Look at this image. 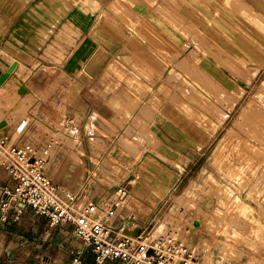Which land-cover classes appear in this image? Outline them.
I'll return each instance as SVG.
<instances>
[{
	"label": "rangeland",
	"instance_id": "rangeland-1",
	"mask_svg": "<svg viewBox=\"0 0 264 264\" xmlns=\"http://www.w3.org/2000/svg\"><path fill=\"white\" fill-rule=\"evenodd\" d=\"M19 3L0 0V11ZM99 14L94 28L109 34L97 41L114 51L110 90L134 99L122 103L124 117L89 116L79 129L65 115H38V101L19 94L25 84L16 73L0 97V125L30 123L24 142L40 146L45 174L84 191L85 201L110 200L114 224L128 235L173 232L203 264H264V0H104ZM41 71L58 85L73 81L51 66ZM242 146L258 154L249 150L247 159Z\"/></svg>",
	"mask_w": 264,
	"mask_h": 264
},
{
	"label": "crops",
	"instance_id": "crops-1",
	"mask_svg": "<svg viewBox=\"0 0 264 264\" xmlns=\"http://www.w3.org/2000/svg\"><path fill=\"white\" fill-rule=\"evenodd\" d=\"M19 1L18 10L0 11V71L7 72L17 63L14 73L0 84V97L6 95V86L19 73L23 77L20 84H25L19 94L38 101V107L35 106L38 115L56 119L65 115L79 129L89 116L95 115L103 121L124 117L122 110L126 107L122 103L134 100L133 96L128 99L119 88L117 93L115 88L110 90L109 71L114 51L105 41H97L101 37L108 38L109 33L94 28L104 0ZM119 51L118 56L125 52L124 49ZM46 65L70 75L73 81L70 84L61 81L58 85L55 79H40L41 67ZM80 73L88 74L86 81L75 80ZM50 88L56 90L43 103V94ZM48 106L53 107L50 112ZM20 123L12 129L1 124L0 132L20 144L39 148L30 139L24 142L31 124ZM17 133L22 134L20 139L14 138ZM162 144L167 146L169 142ZM13 188V182L0 169V191ZM10 215L8 223L0 222V264H70L76 251L85 254L87 264H94L93 255L85 253V246L74 235L72 226H51L31 209H25L19 216L13 212Z\"/></svg>",
	"mask_w": 264,
	"mask_h": 264
},
{
	"label": "built area",
	"instance_id": "built-area-1",
	"mask_svg": "<svg viewBox=\"0 0 264 264\" xmlns=\"http://www.w3.org/2000/svg\"><path fill=\"white\" fill-rule=\"evenodd\" d=\"M25 123L20 126L24 129ZM44 161L31 144H20L0 132V169L14 184L0 191V222L31 209L51 226L70 225L94 257V264H203L195 248L173 232L146 237L125 233L114 224V206L102 199L85 201L84 191H67L44 172ZM16 221V219H14ZM70 264H87L85 254L73 253Z\"/></svg>",
	"mask_w": 264,
	"mask_h": 264
},
{
	"label": "bare ground",
	"instance_id": "bare-ground-1",
	"mask_svg": "<svg viewBox=\"0 0 264 264\" xmlns=\"http://www.w3.org/2000/svg\"><path fill=\"white\" fill-rule=\"evenodd\" d=\"M13 73H14V71H13L12 73H10V74H13ZM263 87H264V86H263ZM261 90H262V89H261ZM261 90H260V91H261ZM263 92H264V90H263ZM261 94H262V93H261ZM255 99H256V97H255ZM250 102H251V101H250ZM250 102H249V103H250ZM256 102H257V101H256ZM261 102H262V100H261ZM249 103H248V104H249ZM253 103H254V102H253ZM253 103H252V104H253ZM257 104H258V103H257ZM260 105H261V104H260ZM262 105H263V104H262ZM250 106H251V104H250ZM253 107H254V105H253ZM261 108H263V106H262ZM243 109H244V108H243ZM255 109H256V108L251 109V110H254V112H255ZM247 111H248V110H247ZM247 111H246V112H247ZM258 111H259V110H258ZM260 111H261V110H260ZM260 111H259V113H260ZM262 111H263V110H262ZM262 111H261V113H262ZM256 112H257V111H256ZM263 112H264V111H263ZM252 113H253V112H252ZM246 114H247V113H246ZM246 114H244V115H246ZM250 114H251V113H250ZM253 114L255 115V113H253ZM257 114H258V112H257ZM258 115H259V114H258ZM258 115H257V117H259ZM260 116H261V115H260ZM224 117H225V116H224ZM245 117H246V116H245ZM248 117H249V115H248ZM250 117H251V116H250ZM252 117H253V116H252ZM254 117H255V116H254ZM260 118H261V117H260ZM243 119L246 120V118H244V117H243ZM261 119H262V118H261ZM247 120H248V119H247ZM249 120L251 121V118H250ZM249 120H248V121H249ZM252 120H253V118H252ZM259 120H260V119H259ZM263 120H264V119H263ZM243 121H244V120H243ZM254 121H256V118H254ZM244 122H245V121H244ZM244 122H243V125L246 124V123L249 124L248 122H246V123H244ZM251 122H252V121H251ZM257 122H258V121H257ZM247 124H246V125H247ZM257 124H258V123H257ZM260 124H261V123H260ZM251 125H252V124H251ZM251 125H250V126H251ZM215 126H216V125H215ZM247 126H248V125H247ZM238 127H239V125H238ZM248 127H249V126H248ZM260 127H264V126L261 125ZM246 128H247V127H246ZM249 128H250V127H249ZM251 128H254L253 125L251 126ZM238 129H241V125H240V128H238ZM254 129H255V128H254ZM241 130H242V129H241ZM247 130H248V129H247ZM252 130H253V129H252ZM258 130H259V129H258ZM239 131H240V130H239ZM256 131H257V130H256ZM256 131H255V132H256ZM250 132H251V131H250ZM260 132H261V131H260ZM260 132H259V133H260ZM242 133H243V132H242ZM244 133H245V132H244ZM252 133H253V132H251V134H252ZM230 134H231V133H230ZM247 134H248V133H247ZM247 134H246V136H247ZM256 134H257V133H255V135L252 134V135H253V138H254V136L256 137ZM233 135H235V134H233ZM237 135H238V138H240V137H239L240 134H237ZM257 135H258V134H257ZM260 135H261V134H260ZM263 135H264V134H262L261 136H263ZM230 136H232V135H230ZM230 136H229V138H230ZM241 136H242V135H241ZM243 136H244V135H243ZM235 137H236V136H235ZM248 137H249V136H248ZM232 138H233V136H232ZM232 138H231V139H232ZM250 138H251V137H250ZM257 138H258V139H257ZM261 138H262V137H261ZM240 139H241V138H240ZM254 139H255V138H254ZM242 140H244V139H242ZM251 140H252V139H251ZM256 140H260L259 137H256ZM228 141H229V140H228ZM228 141H227V142H228ZM230 141H231V140H230ZM233 141H234V143H235L237 140H236V141L233 140ZM233 141H232V142H233ZM240 141H241V140H239L238 142L240 143ZM248 141H249V140H248ZM260 141H261V140H260ZM260 141H258V142L260 143ZM262 141L264 142L263 139H262ZM245 142H246V141H245ZM245 142H244V143H245ZM256 142H257V141H255V144H256ZM263 142H261V143H263ZM225 143H226V142H225ZM244 143H243V144H244ZM248 143H249V142H248ZM223 144H224V143H223ZM231 144H232V143H231ZM245 144H246V143H245ZM257 144H258V143H257ZM226 145H227V143H226ZM226 145H223L224 149L221 150V151H224V150H225ZM233 145H234V144H233ZM249 145H250V144H249ZM227 146H228V145H227ZM231 146H232V145H231ZM244 146H248V145H244ZM253 146H254V145H253ZM257 146H258V145H257ZM257 146H256V147H257ZM259 146H260V145H259ZM263 146H264V145H263ZM229 147H230V146H229ZM232 147H234V146H232ZM242 147H243V146H242ZM226 148H227V147H226ZM235 148H236V147H235ZM239 148H240V147H239ZM246 148H247V147H246ZM248 148H249V147H248ZM251 148H252V147H251ZM251 148H249V150H251ZM260 148H261V147H260ZM241 149H242V148H241ZM243 149H244V147H243ZM245 150H247V149H244V152H245ZM249 150H248V153L250 152ZM233 151H234V150H233ZM236 151H238V148L236 149ZM263 151H264V150H263ZM227 152H228V151H227ZM252 152H253V149L251 150V153H252ZM256 152H257V153H256ZM261 152H262V151H261ZM261 152H259V153H261ZM223 153H224V152H223ZM228 153H229V152H228ZM245 153H247V152H245ZM248 153L246 154V157H245V158H247V159H249V157H251V155H254V153H256V155H257V154H258V151H257V149H256V151L253 152V154H251L250 156H249L250 153H249V154H248ZM220 154H221V153H220ZM220 154H219V155H220ZM226 154H227V153H226ZM232 154H233V153H232ZM148 155L153 156L155 159L159 160L160 162H162L163 164H165V165L168 167V165L165 163V161L162 160L158 155H155V154L151 153L150 151H149ZM240 155H241V153L239 154V156H240ZM222 156H223V155H222ZM226 156H227V155H225V157H226ZM235 156L238 157V155H235ZM248 156H249V157H248ZM261 156H263L262 153H261ZM233 157H234V155H233ZM237 157H236V158H237ZM259 157H260V156L258 155V156L256 157V159L258 160ZM234 158H235V157H234ZM236 158L233 160V162H235ZM253 158H254V157H253ZM261 158H262V157H261ZM227 159H228V158H227ZM231 159H232V158H231ZM237 159H238V158H237ZM263 159H264V158H262V160H260L261 163H262ZM222 160H224V159H222ZM242 160H243V158L241 159V161H242ZM244 160H245V159H244ZM237 161H238V160H237ZM251 161H252V160H251ZM260 161H258V163H259ZM221 162H222V161H221ZM223 162H225V161H223ZM233 162H232V163H233ZM238 162H239V161H238ZM243 162H245V161H243ZM255 162H256V161H255ZM239 163H240V162H239ZM247 163H248V162H247ZM247 163H245V165H246ZM251 163H252V162H251ZM221 164H222V163H221ZM226 164H228V161H227ZM241 164H242V163H241ZM249 164H250V163H249ZM252 164H253V163H252ZM252 164H250L251 167H252ZM256 164H257V163H256ZM259 164H260V163H259ZM229 165H230V162H229V164H228V167H229ZM233 165H236V164H233ZM238 165H240V164H238ZM242 165H243V164H242ZM247 165H248V164H247ZM247 165H246V167H247ZM256 166H259V165L257 164ZM230 167H231V165H230ZM233 167H234V166H233ZM253 167L255 168V166H253ZM259 167H260V166H259ZM242 168H243V166H242ZM242 168H241L240 172L242 171ZM254 168H253V170H254ZM257 168H258V167H257ZM257 168H256V169H257ZM223 169H224V167H223ZM228 169H229V168H228ZM232 170H233V169H232ZM244 170L246 171V169H244ZM249 170H250V168H249ZM249 170H247V173H248V172H251V170H250V171H249ZM225 171H227V170H225ZM234 171H235V170H233L232 172H234ZM255 171H256V170H255ZM263 171H264V170H263ZM228 172H229V171H228ZM232 172L230 171V173L233 175L234 173H232ZM242 172H243V171H242ZM242 172H241V175L239 174L240 177L242 176ZM230 173H229V174H230ZM236 173H238V172H235V174H236ZM245 173H246V172H245ZM251 173H254V172H251ZM254 174H255V173H254ZM236 175H238V174H236ZM236 175H234V176H236ZM245 175L247 176V174H245ZM234 176H232V177H234ZM243 176H244V175H243ZM252 177H253V175H252ZM263 177H264V176H263ZM244 178H246V177H244ZM255 178H256V177H255ZM235 180H236V179H235ZM244 180H245V179H244ZM243 182H244V181H243ZM243 182H241V183H243ZM246 182H247V181H246ZM255 183H256V182H255ZM243 184H244V183H243ZM250 184H251V183H250ZM239 186H240V185H239ZM253 189H255V188L253 187ZM114 190H115V193H117V194L121 193V191H122V189H121L120 187H118V186L115 187ZM243 190H244V189H243ZM243 190H242V191H243ZM238 191H239V190H238ZM237 203L239 204V202H237ZM238 204H235V205L238 206ZM241 204H242V203H241ZM241 204H239V207H238V208H240V205H241ZM247 206H248V205H247ZM244 208H245V207H244ZM238 216H239V215H238ZM235 218H236V216H235ZM232 219H233V218H232ZM237 219H238V218H237ZM237 219H236V220H237ZM232 222H233V221H232ZM236 224H238V223H236ZM132 225H133L132 223H129V224H127V227H131ZM162 225H163V224H162Z\"/></svg>",
	"mask_w": 264,
	"mask_h": 264
},
{
	"label": "water",
	"instance_id": "water-1",
	"mask_svg": "<svg viewBox=\"0 0 264 264\" xmlns=\"http://www.w3.org/2000/svg\"><path fill=\"white\" fill-rule=\"evenodd\" d=\"M16 67H17V63H14L13 65H11V67L6 72V75H9L10 73H12L16 69ZM0 75H1V71H0ZM6 75L0 77V84L3 83V81L6 78Z\"/></svg>",
	"mask_w": 264,
	"mask_h": 264
}]
</instances>
